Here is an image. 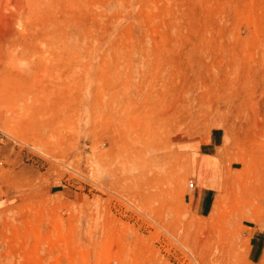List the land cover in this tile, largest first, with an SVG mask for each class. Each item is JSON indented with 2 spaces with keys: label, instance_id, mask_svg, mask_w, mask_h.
<instances>
[{
  "label": "rangeland",
  "instance_id": "rangeland-1",
  "mask_svg": "<svg viewBox=\"0 0 264 264\" xmlns=\"http://www.w3.org/2000/svg\"><path fill=\"white\" fill-rule=\"evenodd\" d=\"M259 231L264 0H0V264H264Z\"/></svg>",
  "mask_w": 264,
  "mask_h": 264
},
{
  "label": "crops",
  "instance_id": "crops-1",
  "mask_svg": "<svg viewBox=\"0 0 264 264\" xmlns=\"http://www.w3.org/2000/svg\"><path fill=\"white\" fill-rule=\"evenodd\" d=\"M195 165L199 168L197 179L200 184L196 206L199 211L205 213L211 208L214 192L218 189L220 165L219 161L207 152H201ZM258 235L263 238L264 231H259Z\"/></svg>",
  "mask_w": 264,
  "mask_h": 264
},
{
  "label": "built area",
  "instance_id": "built-area-1",
  "mask_svg": "<svg viewBox=\"0 0 264 264\" xmlns=\"http://www.w3.org/2000/svg\"><path fill=\"white\" fill-rule=\"evenodd\" d=\"M190 187L191 188H194L195 187V183L193 181L190 183Z\"/></svg>",
  "mask_w": 264,
  "mask_h": 264
}]
</instances>
